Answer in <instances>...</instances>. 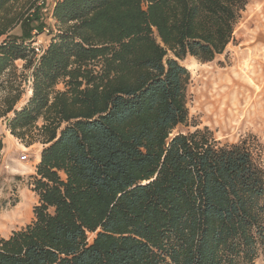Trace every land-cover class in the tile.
<instances>
[{"label": "trees", "instance_id": "16d2710c", "mask_svg": "<svg viewBox=\"0 0 264 264\" xmlns=\"http://www.w3.org/2000/svg\"><path fill=\"white\" fill-rule=\"evenodd\" d=\"M38 1L0 0V120L43 145L0 264H264V145L176 130L182 61L221 55L249 0H55L40 54Z\"/></svg>", "mask_w": 264, "mask_h": 264}, {"label": "rangeland", "instance_id": "374dc122", "mask_svg": "<svg viewBox=\"0 0 264 264\" xmlns=\"http://www.w3.org/2000/svg\"><path fill=\"white\" fill-rule=\"evenodd\" d=\"M52 2L46 0L47 9ZM41 12L45 27L33 32L34 46H46L50 32L45 29H56L49 13ZM20 32L17 28L14 34ZM246 62L250 63L248 70L244 69ZM182 64L190 73L186 91L189 120L188 125L176 130L207 127L221 142L236 143L255 136L264 145V0H249L233 40L221 55L207 63L187 57ZM15 65L18 73L29 75L30 71L22 69L23 61L18 60ZM21 90L17 108L30 97L29 82H23ZM0 137V234L8 236L33 218L37 196L31 190V182L43 145L36 142L26 146L10 134L5 119L0 120Z\"/></svg>", "mask_w": 264, "mask_h": 264}, {"label": "built area", "instance_id": "2783aa9c", "mask_svg": "<svg viewBox=\"0 0 264 264\" xmlns=\"http://www.w3.org/2000/svg\"><path fill=\"white\" fill-rule=\"evenodd\" d=\"M38 4L42 6V10H43L44 12H48V13H49V20L51 21V23H53V26H55V22H56V21H55V19H54L53 16H52V10H51V9H47V7L45 6V4H46V0H39V1H38ZM45 31L48 32L49 30H48V29H45ZM33 44H34V43H33ZM33 46H34V45H33ZM44 47H45V46H41V45H39L38 43H36L35 46H34L36 52L39 53V54L43 51ZM28 82L30 83V80H29ZM25 158H26V155L23 156V159H25Z\"/></svg>", "mask_w": 264, "mask_h": 264}, {"label": "bare ground", "instance_id": "6f19581e", "mask_svg": "<svg viewBox=\"0 0 264 264\" xmlns=\"http://www.w3.org/2000/svg\"><path fill=\"white\" fill-rule=\"evenodd\" d=\"M247 62H248V61H247ZM247 62H246L245 65H244V69H245V70H248V69L250 68V67H249V66H250V63H247ZM233 83H234V82H233ZM230 88H231V87H230ZM229 90H230V89H229ZM233 95H234V94H233ZM224 100H225V99H224ZM243 101H244V100H243ZM233 103H234V100H233ZM213 116H214V115H213ZM231 119H232V118H231ZM232 120H233V119H232ZM214 122H215V121H214ZM221 122H222V121H221ZM227 125H228V124H227Z\"/></svg>", "mask_w": 264, "mask_h": 264}, {"label": "crops", "instance_id": "0c3cea01", "mask_svg": "<svg viewBox=\"0 0 264 264\" xmlns=\"http://www.w3.org/2000/svg\"><path fill=\"white\" fill-rule=\"evenodd\" d=\"M54 3H55V0H53V2L51 3L50 9L53 7ZM39 158H40V155H39Z\"/></svg>", "mask_w": 264, "mask_h": 264}]
</instances>
